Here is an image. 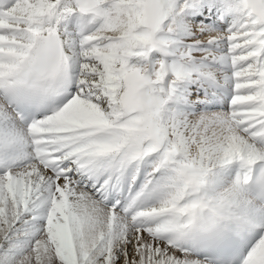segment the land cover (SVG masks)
<instances>
[{
	"label": "snow or ice",
	"instance_id": "6c2138e0",
	"mask_svg": "<svg viewBox=\"0 0 264 264\" xmlns=\"http://www.w3.org/2000/svg\"><path fill=\"white\" fill-rule=\"evenodd\" d=\"M0 264H264V0H0Z\"/></svg>",
	"mask_w": 264,
	"mask_h": 264
}]
</instances>
